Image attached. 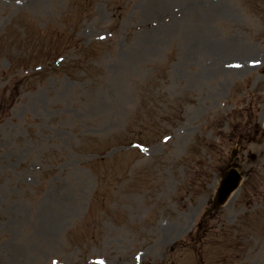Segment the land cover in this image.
Returning a JSON list of instances; mask_svg holds the SVG:
<instances>
[{"label": "rangeland", "instance_id": "obj_1", "mask_svg": "<svg viewBox=\"0 0 264 264\" xmlns=\"http://www.w3.org/2000/svg\"><path fill=\"white\" fill-rule=\"evenodd\" d=\"M0 264H264V0H0Z\"/></svg>", "mask_w": 264, "mask_h": 264}, {"label": "water", "instance_id": "obj_2", "mask_svg": "<svg viewBox=\"0 0 264 264\" xmlns=\"http://www.w3.org/2000/svg\"><path fill=\"white\" fill-rule=\"evenodd\" d=\"M240 179L241 175L236 169H231L224 174L216 195V206L220 205L227 199L228 195L239 185Z\"/></svg>", "mask_w": 264, "mask_h": 264}]
</instances>
